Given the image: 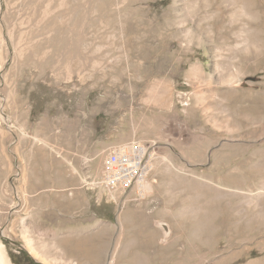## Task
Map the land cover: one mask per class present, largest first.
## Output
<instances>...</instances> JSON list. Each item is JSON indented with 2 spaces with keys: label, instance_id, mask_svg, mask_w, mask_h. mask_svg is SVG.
<instances>
[{
  "label": "rangeland",
  "instance_id": "rangeland-1",
  "mask_svg": "<svg viewBox=\"0 0 264 264\" xmlns=\"http://www.w3.org/2000/svg\"><path fill=\"white\" fill-rule=\"evenodd\" d=\"M0 112L11 264H140L118 244L84 260L35 198L42 164L89 174L132 143L177 176L150 264H264V0H0Z\"/></svg>",
  "mask_w": 264,
  "mask_h": 264
},
{
  "label": "crops",
  "instance_id": "crops-1",
  "mask_svg": "<svg viewBox=\"0 0 264 264\" xmlns=\"http://www.w3.org/2000/svg\"><path fill=\"white\" fill-rule=\"evenodd\" d=\"M226 103L224 100V110L227 109L230 116L231 107L226 106ZM213 106L210 101L202 104V107L208 109ZM108 149L113 150L112 146ZM42 165L45 167L42 166L39 170L41 174L36 175L35 171V198L39 199L40 204L49 206L51 208L49 211L53 210L58 218L60 215L65 216L63 219L59 218L60 220L73 218L68 220L70 223L66 224L64 234L76 242L80 253L85 250L84 260L105 259L100 258L99 253L92 252L102 248L104 253L106 251L111 253L112 247L118 244L133 246L136 251L135 260L140 264L151 263L152 237L156 242H160L161 239V232L155 230L153 224L164 219L167 204H175L177 186L175 172L169 170L170 168L167 170L161 164L153 165L152 174L148 177L152 182V185L149 184L151 188L153 187V199L151 197L141 200L135 188L105 191L96 186L95 181H89L100 176L104 164L96 166L89 174L84 169L76 172L74 168H61L57 163L48 162ZM41 175L43 176L40 177ZM162 176L166 179L159 182L158 179ZM37 183L40 184V190L36 188ZM223 188L225 191L229 190ZM162 198L167 203L160 209ZM55 227L58 228L57 225ZM106 258L112 261L117 259L113 253Z\"/></svg>",
  "mask_w": 264,
  "mask_h": 264
},
{
  "label": "built area",
  "instance_id": "built-area-1",
  "mask_svg": "<svg viewBox=\"0 0 264 264\" xmlns=\"http://www.w3.org/2000/svg\"><path fill=\"white\" fill-rule=\"evenodd\" d=\"M153 150L150 146L132 143L113 150L107 157L102 174L95 181L103 189L135 188L140 198L147 197L145 185L151 172Z\"/></svg>",
  "mask_w": 264,
  "mask_h": 264
},
{
  "label": "bare ground",
  "instance_id": "bare-ground-1",
  "mask_svg": "<svg viewBox=\"0 0 264 264\" xmlns=\"http://www.w3.org/2000/svg\"><path fill=\"white\" fill-rule=\"evenodd\" d=\"M0 117L2 119H4V115H3L2 112H0ZM74 170L77 172V170L75 168H74ZM150 187H151V185H149V183H146L145 190L147 192H149ZM35 252H36L35 255L37 256V258L41 262H43L44 264H60L59 261H58V258H56V257H51L47 253H45L43 251H39L38 249H36ZM0 264H11L10 261L8 260L7 255H6V251H5V248H4V244L1 243V242H0ZM63 264H65V263L63 262ZM71 264H76V263L73 262Z\"/></svg>",
  "mask_w": 264,
  "mask_h": 264
},
{
  "label": "water",
  "instance_id": "water-1",
  "mask_svg": "<svg viewBox=\"0 0 264 264\" xmlns=\"http://www.w3.org/2000/svg\"><path fill=\"white\" fill-rule=\"evenodd\" d=\"M156 227H158L162 232H163V235L165 237V240H167L170 236H171V233H172V230H171V227L168 223H166L165 221H157L155 223ZM19 246L21 248H23L22 245L19 244Z\"/></svg>",
  "mask_w": 264,
  "mask_h": 264
},
{
  "label": "trees",
  "instance_id": "trees-1",
  "mask_svg": "<svg viewBox=\"0 0 264 264\" xmlns=\"http://www.w3.org/2000/svg\"><path fill=\"white\" fill-rule=\"evenodd\" d=\"M34 114L36 116V112L35 111H33V115ZM22 255H23V257H25V261H26L27 264H38L26 252H23Z\"/></svg>",
  "mask_w": 264,
  "mask_h": 264
}]
</instances>
